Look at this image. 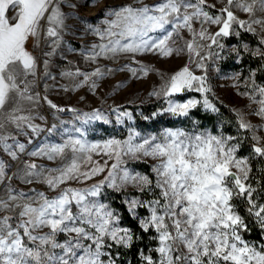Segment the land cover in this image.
Instances as JSON below:
<instances>
[{
	"label": "snow or ice",
	"instance_id": "6c2138e0",
	"mask_svg": "<svg viewBox=\"0 0 264 264\" xmlns=\"http://www.w3.org/2000/svg\"><path fill=\"white\" fill-rule=\"evenodd\" d=\"M217 2L218 9L209 0H158L152 5L136 0V4L105 10L103 27L88 26L102 43L94 45L86 58L183 55L185 65L150 95L165 98L162 113L189 117L201 101L178 102L171 97L195 91L203 94V108L216 112L207 95L212 91L207 62L223 58L226 45L222 41L240 37L242 32L258 36L256 49L242 44L233 45L231 51L237 57L248 52L264 61V0ZM64 6L65 0H0V264H117L119 250L131 249L145 236L151 246H145L147 253L138 249L141 264H264V185L258 190L250 175V160L264 161V136L258 134L264 132V124L254 125L243 114H239L237 128L249 133L244 137L250 141L247 156L238 155L240 137L198 130V121L193 120L191 131L166 128L147 137L130 131L125 140L103 143L69 136L62 144L27 153L49 161L59 159V166L25 160L9 174L10 161H19V154L25 152V145L10 129L40 133L31 109L41 99L52 109L65 111L35 91L41 72L44 79H55L49 58L60 47L67 28ZM213 26L214 32L210 31ZM128 71L146 76L151 69L128 67ZM62 75L82 76L76 87L90 81L95 88L92 78H102L104 72L77 69ZM245 87L249 90L241 95L257 105L252 115L264 121V84H257L250 73ZM90 119L102 117L97 111L83 122ZM74 131L82 135L80 128ZM93 154L101 159L94 160ZM146 160L153 161L147 174L127 167L130 161ZM101 175L103 179L87 187L71 186ZM14 179L43 185L46 190L18 189ZM130 188L134 192L127 193ZM109 190L127 193L122 205L139 234L123 225L124 217L116 209L102 202ZM239 203L244 205V214ZM249 222L259 229V241L245 238L252 231Z\"/></svg>",
	"mask_w": 264,
	"mask_h": 264
},
{
	"label": "rangeland",
	"instance_id": "374dc122",
	"mask_svg": "<svg viewBox=\"0 0 264 264\" xmlns=\"http://www.w3.org/2000/svg\"><path fill=\"white\" fill-rule=\"evenodd\" d=\"M142 2L143 4L152 5L158 2V0H142ZM129 3L136 4V0H98V2L97 0H65L63 11L68 17L66 20L67 28L63 33V41L60 47L56 50L55 55L49 58V71L55 79H44L43 73L41 72L37 80V87L35 88V91L41 97H47V100H50L59 108L65 109V111L52 109L46 100L41 99L31 109L32 115L35 117L32 122L39 125L42 129L40 133L33 134L30 130H28L27 134L16 133L14 129H10L15 135L16 140L25 145V152L19 154V161H10L11 169L9 170V174L17 171V165L25 160H35L37 164H43L45 167L59 166L61 164L59 159L49 161L45 158L30 157L27 153L44 145L62 144L69 136L80 138L89 143H103L109 139L125 140L128 138L130 131L139 133L140 137H147L159 135L160 132L168 128L160 127L152 129L136 126L130 113V108L155 102H162L166 107L167 103L163 96L157 97L150 94L153 91H159L164 81L185 65L187 62L185 56L174 55L164 58L153 53H145L137 54L135 57L132 54H120L115 57L100 56L94 61L86 58L88 52L94 45L102 43L98 36L93 35L88 30V26L91 24L94 27H103L102 21L105 18V10L115 9ZM209 3H217V9L220 7L217 0H209ZM73 5L75 7H72ZM241 18L246 19L247 17L241 14ZM215 30V26L210 28V31L214 32ZM182 35L187 37V33H182ZM222 42L225 44V39ZM178 43L183 45L184 41L180 40ZM232 47L233 45H226L222 53V59L207 62L208 85L212 89L207 94L208 98L209 100L211 98L219 100L228 106L238 118L239 114H243L245 120L254 125L264 124V121L260 117L252 115V111L257 105L252 103L247 96L241 95V93L249 90L245 87V78L249 77V75L242 77L240 72L223 69L220 66L221 60H224L226 57L225 52H232ZM249 47L252 49L257 48V46ZM37 55H39L38 51ZM140 66H145L151 69V71L146 76L141 73L134 76L128 71V67L138 69ZM97 68L104 72V75L102 78H92L96 80L97 86L95 88L90 86V81L81 87H76V84L83 80L82 76L71 79L62 75L66 71L75 72L77 69L90 74ZM193 70L195 74H201L200 70L195 69L194 66ZM256 83L261 84L257 81ZM118 85L119 87H117ZM187 94H197L198 96L190 95L184 98L179 97L180 95ZM171 99L178 102L197 99L201 101V104L198 106L202 110H206L202 105L203 94L195 91H185L174 95ZM97 111L102 119H90L87 123L83 122ZM122 113H127L128 115H121ZM77 116L81 117V119H77ZM117 117H119V121ZM183 118L185 117H181V119ZM113 124L116 125L115 128L112 127ZM53 125L56 127L52 131H48ZM75 128H80L82 135L75 132ZM192 128L193 125L191 122V125L179 124L171 129L191 131ZM198 130H207L213 133L221 132L219 128L217 131H213L210 127L199 128ZM118 131L125 133V137L119 136L121 133H118ZM258 134L264 136V132ZM3 158L6 161L10 159L6 155ZM93 159L100 160L101 157L93 154ZM133 162L137 161H130L127 167L132 171L144 173L130 165ZM138 162L146 163L149 167L153 163L151 160ZM110 163L112 161H109ZM101 179H103L102 175L81 184L72 182L71 186L87 187ZM12 183L18 189L24 191L32 188L38 191L46 190L43 185H25L16 179ZM64 186L61 185V187ZM130 191H134V189L130 188L127 190V192ZM47 195L52 196L55 193L47 192ZM101 199L102 202L109 203L104 197ZM60 239L63 240L64 237L61 236Z\"/></svg>",
	"mask_w": 264,
	"mask_h": 264
},
{
	"label": "trees",
	"instance_id": "16d2710c",
	"mask_svg": "<svg viewBox=\"0 0 264 264\" xmlns=\"http://www.w3.org/2000/svg\"><path fill=\"white\" fill-rule=\"evenodd\" d=\"M242 43H247L249 46H258L259 38L250 33H243L240 37H229L225 39L226 45H235L240 47ZM225 59L221 60L220 66L223 69H229L233 71L240 72L242 77L254 73V78L257 82L264 84V61L258 57H254L248 54V52H243L240 57H237L234 52H225ZM190 95L198 96L197 94H187L180 95V98L188 97ZM212 102L218 109L216 112L202 110L200 106L192 109L189 117L181 119V117H175L168 113H162L161 110L165 107V104L162 102L148 103L140 106H135L130 108V113L134 119L136 126L141 128H160L168 127L174 128L177 125H191L193 120L198 121L199 128L210 127L213 131H217L219 128L221 132L226 135L238 136L242 140V148L238 153L239 156H247L250 152L248 139L244 137L248 136L249 133L238 130L237 123L238 117L232 112V110L215 98H211ZM160 112V115H153L154 113ZM113 128L116 127L115 124L112 125ZM118 133H121L118 131ZM125 137V133L119 135ZM130 165L143 171L145 174L149 173L150 167L148 164L143 162H133ZM250 165L252 168L251 179L252 183L259 190L262 185H264V161L262 160H250ZM259 182V183H257ZM130 191L127 193H131ZM116 194L111 192V190L105 192L104 198L109 204L116 209L123 217V225L127 227H132L134 231L139 234V229L136 228L135 222L128 218V215L122 205V199L127 195ZM261 202H264V193H262ZM241 214L243 213L244 205L242 203L238 204ZM143 211V210H141ZM250 223V222H249ZM252 231L247 233L245 238L249 241H259L260 233L259 229L254 225H251ZM146 245L151 246V242L148 236H145L143 240L137 241L135 246L131 249H120V259L117 261L119 264H141L138 249L144 248L147 253Z\"/></svg>",
	"mask_w": 264,
	"mask_h": 264
}]
</instances>
